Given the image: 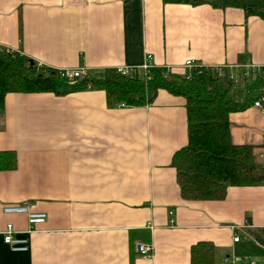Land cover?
<instances>
[{"label": "crops", "instance_id": "0c3cea01", "mask_svg": "<svg viewBox=\"0 0 264 264\" xmlns=\"http://www.w3.org/2000/svg\"><path fill=\"white\" fill-rule=\"evenodd\" d=\"M0 47L50 69L151 65L184 71L191 60L225 68L264 63V23L240 9L161 0H0ZM184 100L159 91L153 104L106 105L103 91L66 96L8 94L0 112V151L16 152L0 172V264H190L198 242L215 247L213 264H264L250 233L264 228V184L229 187L222 201H184L171 157L187 143ZM234 144L254 147L264 167V115H230ZM43 212L28 251L3 243L7 223L28 228L4 206ZM238 236L239 241L233 242ZM153 247L142 259L136 245ZM230 264V263H228Z\"/></svg>", "mask_w": 264, "mask_h": 264}, {"label": "trees", "instance_id": "16d2710c", "mask_svg": "<svg viewBox=\"0 0 264 264\" xmlns=\"http://www.w3.org/2000/svg\"><path fill=\"white\" fill-rule=\"evenodd\" d=\"M164 4L209 5L212 9H240L245 17L256 16L264 23V0H161ZM15 51L0 50V112L8 94H53L92 90L103 91L111 108H138L154 103L159 91L182 98L185 102L187 143L171 157L180 197L184 201H222L229 187H252L264 184V167L256 162L254 147L234 144L230 115L252 108L264 77H255L244 88L217 77L213 71L197 73L168 71L153 66L145 73L131 69L121 75L116 69H104L88 82L69 83L55 69L39 67ZM225 74L226 71H225ZM16 152L0 151V172L16 169ZM264 249V228L250 233ZM215 247L198 242L190 248V264H213Z\"/></svg>", "mask_w": 264, "mask_h": 264}, {"label": "built area", "instance_id": "2783aa9c", "mask_svg": "<svg viewBox=\"0 0 264 264\" xmlns=\"http://www.w3.org/2000/svg\"><path fill=\"white\" fill-rule=\"evenodd\" d=\"M0 50L8 51L6 48L0 47ZM151 55L146 54L143 64L137 68L140 73L147 72L153 66L151 65ZM39 67H43L41 64H38ZM186 70H193L197 73H201V71L208 70L213 71L217 77H225L232 82L236 87L244 88L245 85L250 82L255 77L263 78L264 77V63L255 66L252 64H242L240 66L232 67L231 69L239 70V77L234 76L233 74H225V68L218 67H204L201 64L195 63L191 60H187L184 62L183 66ZM166 68V67H165ZM166 70L170 71V68H166ZM60 77H64L68 80L69 83H73L77 79L80 80L86 75V70L83 68L77 69H57ZM116 72L121 75H130L131 70L127 68H116ZM252 108L257 110L259 113L264 115V92L260 91L257 95L256 99L252 104ZM3 213L6 215H24L27 218L28 228L23 231H17L11 223H7L4 231L2 232L3 243L7 245L12 252L23 253L28 251V236L34 233H38L39 230L36 229L38 226L42 225L46 220V215L43 212H35L30 211L28 207L24 205H11L4 206ZM239 237L236 236L233 238V242H238ZM136 251L142 259H148L153 255V247L148 246L143 243H138L136 245ZM249 258L244 257L241 259H236L233 256L230 258H226L224 260L225 264H235L237 261H248ZM253 264V262H252Z\"/></svg>", "mask_w": 264, "mask_h": 264}, {"label": "water", "instance_id": "95a60500", "mask_svg": "<svg viewBox=\"0 0 264 264\" xmlns=\"http://www.w3.org/2000/svg\"><path fill=\"white\" fill-rule=\"evenodd\" d=\"M31 64H32V62H31ZM86 82H88V78L83 79V80L80 81L81 84H84V83H86Z\"/></svg>", "mask_w": 264, "mask_h": 264}, {"label": "rangeland", "instance_id": "374dc122", "mask_svg": "<svg viewBox=\"0 0 264 264\" xmlns=\"http://www.w3.org/2000/svg\"><path fill=\"white\" fill-rule=\"evenodd\" d=\"M78 80V79H77ZM251 238H249V240H250Z\"/></svg>", "mask_w": 264, "mask_h": 264}]
</instances>
